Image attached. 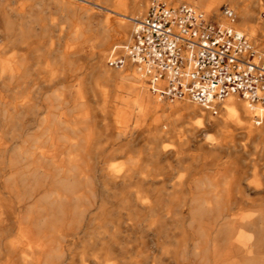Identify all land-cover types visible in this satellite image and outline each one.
<instances>
[{
	"label": "rangeland",
	"instance_id": "1",
	"mask_svg": "<svg viewBox=\"0 0 264 264\" xmlns=\"http://www.w3.org/2000/svg\"><path fill=\"white\" fill-rule=\"evenodd\" d=\"M4 1L0 0L3 31L7 34L0 35V142L11 145L6 161L30 136L31 130H24L31 124L35 108L37 129L44 115H59L70 127L66 132L78 140L85 137L86 143L81 149V166L90 175L65 193L56 222L45 217L37 223L36 237H41L51 250L63 249L56 260L59 264H212L219 253L214 238L221 233L228 215L219 214L216 208H201L199 196L208 194L207 183L228 184L235 201L232 205L238 206L248 195L247 185L252 184L258 193H251L250 197L264 205V144L260 137L250 133L220 136L215 130L200 136L190 134L186 128L203 117L190 115L182 107L155 109L139 119L142 102H137L139 95L133 89L136 82L126 77L134 70L129 63L121 68H107L123 73L132 90L126 88L122 78L108 80L99 72L90 78L88 68H63L62 57L76 48L71 40L74 30H83L87 52V45L92 42L90 34L105 25L106 18L117 21L121 14L130 15L139 0H49V5L47 0H14L8 5ZM245 1L244 4L250 2ZM258 1L264 8V0ZM224 6L233 8L227 2ZM234 23L240 30L237 17ZM126 40H110L106 52L111 44ZM253 43L264 52L263 44ZM93 59L96 61L97 56ZM25 60L28 70L22 66ZM6 64L17 65L18 72L4 73ZM47 65L53 68V75L49 83H44ZM33 79L37 84L22 86L23 80L33 83ZM75 87L82 89L80 101H75L70 93ZM20 95L31 97L27 109L13 107ZM156 96L160 103L169 104L187 99L170 101L169 98L179 97ZM81 113L86 116L78 118ZM155 124L163 130L156 144L145 131ZM172 124L174 131L164 135ZM123 130L127 131L121 134ZM180 134L186 136L184 145L175 139ZM206 142L216 148L205 147ZM108 163L118 174L129 169L131 179L112 181L100 170ZM37 179L35 192L28 200L33 206H40L43 196L42 177ZM177 184H184L186 189ZM79 194L81 198L76 200ZM10 233L0 232V254L4 256V242L14 238Z\"/></svg>",
	"mask_w": 264,
	"mask_h": 264
},
{
	"label": "bare ground",
	"instance_id": "2",
	"mask_svg": "<svg viewBox=\"0 0 264 264\" xmlns=\"http://www.w3.org/2000/svg\"><path fill=\"white\" fill-rule=\"evenodd\" d=\"M12 1L14 0H5L4 3L8 5ZM186 2L204 10L222 24H228L229 20L225 17L221 8L226 2L231 4L233 10L225 6L231 11L233 17L231 24H235V17H237L241 27L240 30L251 36L253 42L264 45V8L258 0H250L246 4H244L245 0H186ZM136 3L137 5L130 11V15L126 16L120 13L122 17L117 21L112 17L106 18L105 25H100L99 30L90 34L89 39L92 42L87 45L89 50L87 48L86 51L88 53L84 52L86 36L83 30L79 27L74 30L71 40L76 44V48L71 54L62 57L63 68L67 70L75 68L78 71L88 68V76L90 78L93 77L94 73L96 75L98 72L100 76L108 80L122 78L126 88L132 90V87L128 83L126 84L123 73L107 68L106 46L110 40L118 42L116 39L122 41L128 39L132 29V24H130L128 19L132 21V18L144 13L147 0H139ZM114 7L121 11L124 10L116 5ZM105 9L110 10L108 8ZM111 20H115V22L113 24L109 23ZM251 24H255V26ZM82 27L84 28V26ZM86 42L88 41L86 40ZM261 55L264 56V52H261ZM94 56H97L96 61L93 59ZM22 66H25L24 70L27 69L26 60L22 63ZM134 70L133 73H127L126 77L133 79L137 84L133 89L139 95L137 102H142L141 113L137 114L140 117L139 119L148 116L155 109L165 111L168 107L175 109L182 107L190 115L198 114L203 117L202 121L191 124L186 128L185 131L190 134L200 136L210 130H215L220 136L250 133L258 135L264 144V104L249 102L236 94H230L222 98L216 104L217 109L215 112L187 97L169 98V100L187 98L190 101L186 99L185 102H182L184 100L175 101L173 104L160 103L161 101H158L159 99L156 98V95L160 98L166 96L159 94L162 82L159 81L154 85L156 88L154 91L149 85V87L147 86L146 76L137 70L134 72ZM3 72L14 74L18 72V67L13 64H6L3 67ZM52 75L53 68L47 65L44 83H49ZM34 81L32 83L30 80L28 82L23 80L22 86L26 87V83H31V86L37 84ZM88 82L90 81L88 80ZM70 91L71 95H74L75 101H80L83 98L80 87H75ZM149 92L156 97L151 96ZM17 99L13 102L14 108L23 107L27 109L29 104L32 103L31 97L27 95H20ZM36 111L35 108L32 122L24 130H31L30 136L23 140L22 144L15 149L13 156H8V162L6 161V153L11 145L8 141L2 140L0 142V232H11L10 235L14 236L11 241L4 242L5 252L7 251V253H5V256L4 253L0 254V264H59L56 260L63 254V249L52 248L51 250V247L49 248L41 237H36V225L45 217L51 222H56L62 210L61 201H63L65 193L69 188H74L73 184L77 182L82 184L83 180L90 175L81 166L83 161L81 149L86 145L84 142L85 137H82L81 140L71 137L66 132L67 129L70 130L66 119H60L59 115H57L58 117L50 118V113L49 115H44L42 121H40L41 127L39 125L37 129ZM38 114L40 116L41 113ZM83 114H79L78 118L86 116L85 114L83 116ZM173 126L174 124L167 131H164L163 134H171L174 131ZM126 131L123 130L121 134L126 133ZM145 131L150 137V141L155 144L162 137L161 133L163 130L160 129L158 124L147 128ZM21 137L23 139L25 136L22 135ZM175 139L178 143L185 142L186 136L180 134ZM204 146L212 149L216 148L215 144L209 145V142H206ZM220 146L224 145L221 144ZM158 147L163 152L165 151L163 147ZM100 170L112 181L131 179L129 169L118 174L111 163H108L104 168H100ZM38 177H42L40 184V189L43 190L42 202L40 206H33L28 203V200L30 195L35 192ZM47 180L49 181L46 186L45 181ZM177 185L184 190L186 189L184 184ZM206 186L209 187V191L206 196H203V194L199 196L200 207L203 209H206V207L208 209L216 208L219 214L228 215L227 222H224L221 233H217L215 235L217 237L214 238V241L217 240L216 242H218L216 244L219 253L217 258L212 261V264H264V205L260 200L250 197L251 193H258L257 189L251 187L252 184L251 186L247 185L245 192L248 195L241 201L240 205L233 206L232 204L235 201L231 199V185L217 186L207 183ZM75 198L77 200L81 198V195H76ZM57 230L59 229L55 228V232H58ZM42 232L46 231L43 230Z\"/></svg>",
	"mask_w": 264,
	"mask_h": 264
},
{
	"label": "built area",
	"instance_id": "3",
	"mask_svg": "<svg viewBox=\"0 0 264 264\" xmlns=\"http://www.w3.org/2000/svg\"><path fill=\"white\" fill-rule=\"evenodd\" d=\"M222 12L228 24L189 3L150 0L132 18L128 39L109 46L106 63H129L154 91L162 82L159 94L187 97L213 112L230 94L264 104V56L231 24V11L223 6Z\"/></svg>",
	"mask_w": 264,
	"mask_h": 264
},
{
	"label": "crops",
	"instance_id": "4",
	"mask_svg": "<svg viewBox=\"0 0 264 264\" xmlns=\"http://www.w3.org/2000/svg\"><path fill=\"white\" fill-rule=\"evenodd\" d=\"M47 5H49V0H47ZM1 34L4 35V36H7V34L3 31L2 20H1V16H0V35Z\"/></svg>",
	"mask_w": 264,
	"mask_h": 264
}]
</instances>
